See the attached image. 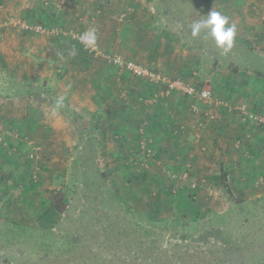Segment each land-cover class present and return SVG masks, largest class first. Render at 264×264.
<instances>
[{"label":"rangeland","instance_id":"1","mask_svg":"<svg viewBox=\"0 0 264 264\" xmlns=\"http://www.w3.org/2000/svg\"><path fill=\"white\" fill-rule=\"evenodd\" d=\"M56 1L63 2L60 7L69 3L85 7V13L89 2L98 0ZM41 2L45 7L49 1ZM200 2L195 0L196 10H179L178 15L194 17ZM118 4L108 12L104 1L90 11L88 20L71 19L69 24L75 27L70 28L77 32L62 28L59 34L65 38L89 34L90 26L106 19L116 33V23L133 17L126 11L132 5ZM207 7L208 12L215 11L212 5ZM150 8L146 13L152 19L157 11ZM123 13L126 17L120 20ZM173 18V24L164 20L165 24L159 22L152 28L144 26V45L164 52L159 59L162 68L145 67L206 87L212 101L221 105L200 104V110L193 113L189 106L194 101L182 95L158 97L153 104L144 103L153 95L133 97L135 106L168 116L171 131L148 114L132 120L127 133L108 127L105 131L110 133H101L97 130L103 121L100 116L74 120L79 125L65 123L61 144L56 133H24L15 125L6 130L0 123V264H264V125L255 120L264 116L251 112L257 115L252 118L240 104L248 90L263 98L264 56L251 54L258 48L236 41L224 52L206 31L192 35L190 23L199 18ZM19 21L6 23L21 32L50 34L38 20L20 24L46 28L44 33L22 30ZM94 40L104 46L106 54H119L107 51L108 31ZM69 48L73 51L75 45ZM90 54L106 75L120 71L104 57L106 63L102 56ZM69 60L62 59L63 65L69 66ZM63 71V86L76 81L72 72ZM85 71L75 73L78 81L91 84L97 80L96 72ZM130 76H125L127 83L135 85V77ZM91 90L105 93L96 87ZM107 91L114 98L120 94L123 100L118 86L109 84L106 107ZM236 91L242 95L229 102ZM242 106L244 112L238 110ZM59 107L68 118H78L68 105ZM220 109L224 115H234L245 133L226 130V147L221 143L208 147L202 133L214 124ZM140 129L153 146L151 158H143L137 148Z\"/></svg>","mask_w":264,"mask_h":264},{"label":"crops","instance_id":"2","mask_svg":"<svg viewBox=\"0 0 264 264\" xmlns=\"http://www.w3.org/2000/svg\"><path fill=\"white\" fill-rule=\"evenodd\" d=\"M41 1L44 0H0V123L5 126L6 130H11L15 125L21 127L24 133H39L42 136H46L45 133H56L60 144L63 133H66L65 123L70 121L79 125L74 120L90 121L93 117L97 119L100 116H102L103 121L97 130L101 133H110L109 130L105 131L106 127L119 133H127L129 123L132 120L145 118L148 114L149 119H155L164 125L165 131L172 129L171 124H168L170 123L168 116L162 115L160 110H150L141 104L135 106L136 104L131 103L133 97L154 95L159 91L157 86L151 83L144 84L141 79L137 78H134V80L136 79L135 85H131L127 83L130 74L125 70L112 71L106 75L103 67L94 64L93 56L83 50L73 35L65 38L59 34V31L63 30L62 28H69L68 30L77 32L74 28H70L75 27L74 24H69L71 19L82 17L88 20L90 11L96 10L94 8L103 4L104 1L108 12L118 8V1L121 5H132L133 17H130L129 21L121 22V24L116 23V33L112 32V30L114 31L113 23L106 19L100 21L96 26H90L88 31L91 33L89 34L95 39L108 31L110 41L107 51L119 53L126 59L144 64V66L154 69L162 68L163 63L159 64V59L164 57L161 48L159 50L158 47L153 48L144 45L145 40H142V37L146 38L144 26L152 28L159 22L165 24V21L173 24V17L181 19L199 18L198 21L206 18L209 13L207 5H212L215 11L228 17L230 24H235L236 37L234 41L241 45L247 43L252 48H258L257 51H250V53H260L264 56V0H204L203 4V0H201L197 7L198 13L194 17H191L190 13H186L188 16L182 13L178 15L177 11L196 10L195 0H98L90 1L85 13L83 12L85 7H78L74 4L71 5V3L67 7L64 5L60 7L63 2L47 0L51 3L47 2L44 7ZM85 2L88 3V0ZM148 6L151 7L152 11H157L152 19L151 15L146 13ZM170 12L172 16L169 15ZM63 13L66 15L62 16ZM148 18L151 22L147 21ZM16 19L20 20L18 24L21 21L32 23L38 20V23L43 24L50 34L38 35L21 32L18 28L6 23V21ZM192 23L194 22L192 21L190 24ZM76 35H82V33ZM71 45H75L73 51L69 48ZM98 47L106 53L104 46L98 45ZM82 50L87 56L82 54ZM67 58L70 59V65L64 66L62 59ZM88 58L92 60H88ZM103 59L102 61L106 63ZM85 69L87 70L85 72H96L99 75L95 82L89 84L82 79L78 81L80 77L76 76L75 73ZM63 70L72 72L71 75H74L76 81L65 83L63 86ZM258 70L261 71L259 68ZM131 78L133 79V77ZM109 84L118 86L119 92L124 97L122 100L119 94L118 98H114V94L107 91L110 100H107L106 107V87ZM93 87L104 91V95H98L97 91H92L91 88ZM247 87L251 88L249 84ZM74 90L77 92L75 93ZM233 90L235 91L234 87ZM250 93L249 90L246 92L245 102L240 98V104L244 105L245 108L247 107L249 110L247 114L252 118H256L257 115H252L251 112L264 116V94L263 98H260L258 94L255 93V96V94L251 95ZM239 94L242 95L241 92L237 93V91L236 95L232 93L229 102L235 101ZM102 98H105V101ZM59 105H68L69 109L74 110V116L78 115L80 119L77 117L68 118L66 111ZM102 109L105 110L102 111ZM216 113L217 118L213 121L214 124L207 125L209 127L207 130V126L204 128L205 133H202V137L208 147L218 143L226 147L228 142L224 139L223 133L230 130V133L233 132L236 135L244 134L245 128L240 125L234 115H224L223 109L216 111ZM106 115H108L107 120ZM163 139H168V137ZM190 151L189 149L186 150L187 153ZM194 159L198 160L196 154L193 155Z\"/></svg>","mask_w":264,"mask_h":264},{"label":"built area","instance_id":"3","mask_svg":"<svg viewBox=\"0 0 264 264\" xmlns=\"http://www.w3.org/2000/svg\"><path fill=\"white\" fill-rule=\"evenodd\" d=\"M126 11L132 12V9L128 8V10ZM125 17V13L120 14V20L124 19ZM20 28L22 30L33 29V31L38 33H44L46 29L40 26L31 28L24 23L20 24ZM73 36L79 41L82 48L86 49L89 53H92L93 55H100L104 57L106 61L111 64L114 68L118 70L128 71L133 77L144 80L157 86L160 89L159 92L154 94L153 97L147 99L144 103H156L158 97L167 98L170 95H182L194 101L189 106V110L193 113L198 112L200 110V104L210 106L212 103H214L211 98V91L206 87H197L196 85L179 77H169L168 75L162 72L154 71L151 68L145 67L132 60H128L120 54H106L98 47V45L95 43L94 37L90 34ZM214 104L216 106L221 105L220 102H215ZM238 110L244 112V107H239ZM255 120H257L258 123L264 125V119L256 118ZM139 133H141V139L138 141L137 148L143 158H151L154 155V149L151 145V141L146 139V137L142 134L141 129ZM171 177L173 178L174 175H172Z\"/></svg>","mask_w":264,"mask_h":264},{"label":"clouds","instance_id":"4","mask_svg":"<svg viewBox=\"0 0 264 264\" xmlns=\"http://www.w3.org/2000/svg\"><path fill=\"white\" fill-rule=\"evenodd\" d=\"M202 30L207 32L215 45L228 52L234 44L236 37V26L230 24L227 16L217 11H210L206 18L195 21L191 25V33L193 36L198 35Z\"/></svg>","mask_w":264,"mask_h":264}]
</instances>
